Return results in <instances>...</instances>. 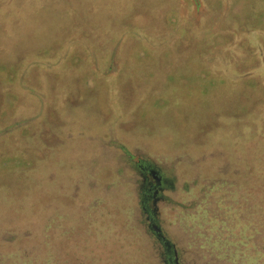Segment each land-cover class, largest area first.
<instances>
[{"label":"rangeland","instance_id":"374dc122","mask_svg":"<svg viewBox=\"0 0 264 264\" xmlns=\"http://www.w3.org/2000/svg\"><path fill=\"white\" fill-rule=\"evenodd\" d=\"M199 2L196 10L192 0H0V127L8 123L14 126L0 138V203L5 206L0 210V264H161L148 243L143 246L148 253L142 247L131 246L141 245L135 206L121 210L123 206L118 203L120 208L98 214V222H102L99 225L107 224L100 226L105 228L103 232L93 228L76 230L72 220L91 216L85 210L88 205L70 202L65 208L49 206L50 198L62 201L75 192L77 185L78 192L84 194L90 175L96 177L98 169L107 164L113 170L112 178L106 180L109 185L96 181L98 189L86 197L88 201L101 198L107 186L110 191L122 192L130 180L124 156L101 138L96 139L95 150L77 148L63 153L78 136L69 137L74 129L62 132L69 120L60 115L57 101L69 111L83 105L76 126H103L115 143L121 137L127 138L124 143L135 157L148 152L165 162L182 157L184 164L161 166L167 175L173 172L180 180L184 177L204 186L205 178L214 180L219 173H227V199L207 198L209 206L185 223L199 226L196 231L200 235L185 253V264H264V120L258 125L250 124L249 119L245 120L247 125L231 123L230 140L226 141L217 131L222 126L219 112L227 111L218 93L213 108L181 109L175 103L165 113L148 108L161 99L158 90H166L170 73L190 75L213 58H218L220 68L227 57L226 35L222 30L218 34L223 24L213 23L210 9L224 10V5L218 6L217 0L207 1L209 5ZM232 19L238 20L236 16ZM205 21L209 24L203 28ZM136 27L151 31L155 44ZM180 27L190 30L188 36ZM194 31L198 32L197 38L192 37ZM178 59H191L190 63L197 64L191 71L181 70ZM114 64L117 69L105 73V66ZM212 72L220 76L223 71ZM87 75H94L98 84L93 102L84 99L88 93ZM103 80L112 81L115 91H120L126 116L112 115L107 98L111 83ZM221 85L218 83L220 89L216 92ZM246 95L253 111L246 117H251L256 113L253 103L260 94ZM232 108L230 117L234 116ZM112 120L113 127H107ZM155 135L160 141L154 142ZM61 161L76 166L77 176L68 178L63 193L62 188L42 187L56 179L57 172L51 175V169ZM38 174L45 176L40 178ZM164 213L171 215L167 209ZM130 223L134 231L128 230ZM75 231L95 237L101 245L108 242L104 236L114 235L116 251L132 250L108 253L104 246L101 253L61 252L65 240L61 236ZM171 234L184 239L177 228L171 229Z\"/></svg>","mask_w":264,"mask_h":264},{"label":"flooded vegetation","instance_id":"af4514ba","mask_svg":"<svg viewBox=\"0 0 264 264\" xmlns=\"http://www.w3.org/2000/svg\"><path fill=\"white\" fill-rule=\"evenodd\" d=\"M203 1L205 3H207V1L209 2V0ZM217 1L219 2L218 6L224 5V10H214L210 8L211 12H213V23L220 22L223 24L221 29H219L220 31L218 34H222L221 30L223 31L222 35H226L224 38L227 40L226 42L228 45L226 50L227 57L223 59L222 66L220 65L221 67L218 68V58H213L209 60L210 63H208V61L206 62V66L201 63V68L195 70V72H191L190 75H184L183 73L185 72H179L178 74L170 73L167 75V82L165 84L166 90H158V99H161H157V105L155 106H153L152 103L149 104L148 108H154L158 110V113L160 111H162L160 113H165L166 110L173 108V103L177 104L175 106L176 108L181 109L213 108L214 99L218 93V98L227 105L225 107V109H227L226 112H219V121L222 123V126L217 128V131L220 132V135L218 136L221 140L224 139L229 141L230 138L228 137V131L232 129L231 123L238 122L240 125L244 123L247 125L249 122L246 123L245 120L249 119L251 120L250 124L258 125L264 120V0ZM192 2L194 8L199 10V0H192ZM207 4L209 5V3ZM259 7L261 11L259 10ZM233 16L237 17V22H234L232 19ZM203 24V28H205V24H209V21H205ZM234 26H236V28H234ZM180 28L184 33L183 35L188 36L190 30L184 27ZM136 30L139 32H142V30L143 32L145 31L146 34L143 37L148 41H153L152 45L155 44L153 37L150 35L151 31L148 32L147 29L139 30L137 27ZM227 32L231 33V36H227ZM257 33H259L258 36L256 35ZM197 35L198 32L196 31L192 33V37L194 36V38H197ZM205 38L209 39V37ZM212 39L215 41L216 37L213 36ZM233 45L235 46L232 48ZM85 49V51H83L86 54L87 47H85ZM190 61L191 59L182 62L178 59V69L193 70V67L196 66L197 63L193 64L190 63ZM115 67V64L113 66H105V73L115 71L117 69ZM213 69L217 70V73L223 71L222 75L217 76L212 72ZM93 76L87 75L85 80V88L88 93L85 95L84 99L87 102H93L96 99V96L94 95L98 94L96 89L98 84ZM116 76L117 75L113 77L115 78ZM111 79L114 81L113 78ZM103 81L111 83L107 86L109 89L107 98L109 99L108 106L112 111V115L115 116L117 114L118 118H120V116L121 118L126 116L125 106L119 93L120 91H115L112 81ZM199 82L206 84L200 85ZM218 83H221L223 87L219 92H216L220 89ZM258 92L260 97L253 103V108L256 110V113L251 117H246L247 113L249 114L253 112L249 109L251 108L249 105L251 100H249L248 104L246 102V94H256ZM234 94H238V97H234L233 99ZM55 105L58 108L60 115L69 120V122H66L65 124V127L67 128L64 127L62 132H64V130L72 131V129H74L75 133H69V137H72V134L78 136V138L73 140L74 142L72 141L66 146L67 151L63 153L68 154L70 149L73 151L77 148H83V151L95 150L98 147L96 139L100 140L99 138H101L107 143L112 144V146L118 148L120 154L124 156L123 162L128 171L127 176L130 180L124 184L125 192L122 191L117 193L110 191L107 186V190L104 189L100 193L101 198L88 201L86 197L96 192L98 189L96 181L101 182L100 184L109 185V182L107 183V181L109 178H112L113 170L107 164L98 169V172L95 175L96 177H94V174H92V176L90 175V182H87L84 186L87 189L84 194L78 192L79 189L77 185L75 186V192H70L68 198L65 197L63 199L64 201L50 198L51 203L49 206H56L58 204V206L65 208L64 206H70V202L75 206L80 205L81 207H85V205H88L85 210L90 211L92 215H88L87 218L79 221L77 219L72 220L76 226V230L80 232V228H84V230L93 228L95 232H103L105 228L102 229L100 226H107V224L104 223L103 225H99L102 222H98L100 218L98 217V214L107 211H114V208L118 207V203L123 206H121V210H123L124 207L133 205L139 212V227L142 234L139 236L141 245L132 244V248H143L144 243H148L149 249L150 247L151 249L154 247L155 253H157V260L161 264H185V253H188L190 246L194 245L195 242H198V237L200 236L197 234L198 231H196L199 229V226H196L193 223L186 226L185 223L189 222L195 213L209 206V203H207L206 200L207 198H221V196H224L223 199H227V196L230 194L224 192L225 188H227V186L225 187L226 179L228 178L227 173H219L216 179H214L217 181H214L213 178H205L204 181L207 183L203 184L204 186L199 185V182L187 181L184 177L180 180L178 176L173 174V172H171L173 176L167 175L166 173H163L161 166L168 163H177L178 165L184 164V159L182 157L177 156V158H172V160H168L167 162H165L166 160L159 161V159L153 156L150 152L135 157V155L129 151L128 145L124 143L127 138L121 137L118 143H115L114 139L110 138L104 131L103 126L95 125L87 129L77 127V122L81 120L80 117H78V114L83 110V105L76 104L77 106L75 109L71 111H69L62 101L55 102ZM231 107H233L231 110H233L234 116L230 117L229 113ZM241 113L245 114L243 119H241L243 116ZM109 122L110 123L107 127H113V120ZM8 125L6 124L4 127H0V138L7 136L9 130L14 127L11 123H8ZM244 128H246V126H244ZM158 136L159 135H155L152 138L154 142L156 140L160 141ZM45 147L51 148L50 145ZM51 170V175H54L57 172L56 179L51 181V183L49 182L50 184H41V186L44 188L46 186L49 188L58 187L60 190L62 188L61 193H63V188L66 187L65 185L67 184L66 181L70 176H77L78 168L72 163L67 166L66 161H61ZM37 176L42 178L45 175L38 174ZM41 186L39 187L41 188ZM218 188L222 189L219 190ZM215 189L216 193H213ZM227 193L228 195H226ZM43 198L44 197L40 200ZM68 200L70 201L68 202ZM4 207L5 206L0 203V210ZM165 209H167L171 215L167 216L164 213ZM121 213L124 215L123 212ZM93 215L94 217H92ZM173 221H176L177 223L175 224ZM62 224L67 225V221H63ZM171 224L173 227H171ZM127 226L128 230H135V228L132 227V223H130V225L127 224ZM173 228H177L178 232L183 235L184 239L178 240L174 238L171 234V229ZM106 230L108 229L106 228ZM131 231L130 233L134 234V232ZM61 237L65 239L60 246L61 252L63 253H82V251L89 252V250L91 253H101L104 251L102 250L104 246L105 248L106 246L108 247V253H128L132 250L131 248L130 250L125 249L122 251H116V249L113 248V242L115 241L114 235H110L109 237L104 236L108 242H104L103 245H101V243L97 244L95 237L89 238V236L83 232L80 234L75 231L70 235L67 233ZM50 241L52 243V239ZM54 243H56V241ZM142 251L148 253L144 248Z\"/></svg>","mask_w":264,"mask_h":264}]
</instances>
